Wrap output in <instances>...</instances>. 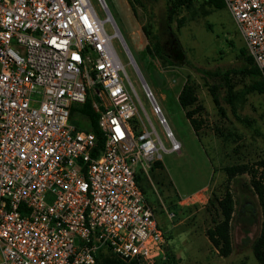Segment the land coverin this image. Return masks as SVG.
<instances>
[{
  "label": "built area",
  "instance_id": "1",
  "mask_svg": "<svg viewBox=\"0 0 264 264\" xmlns=\"http://www.w3.org/2000/svg\"><path fill=\"white\" fill-rule=\"evenodd\" d=\"M222 2L264 84V0ZM114 38V22L89 0H0V264H94L98 252L163 260L164 234L137 177L180 144L144 86L163 146ZM85 102L98 137L71 119Z\"/></svg>",
  "mask_w": 264,
  "mask_h": 264
},
{
  "label": "rangeland",
  "instance_id": "2",
  "mask_svg": "<svg viewBox=\"0 0 264 264\" xmlns=\"http://www.w3.org/2000/svg\"><path fill=\"white\" fill-rule=\"evenodd\" d=\"M89 2L99 20L109 15L114 22L135 68L118 38L112 46L163 146L169 144L150 112L141 80L180 144L179 152L161 153L151 172L138 175L165 238L160 264H260L253 246L262 216L252 182L264 178V86L248 73V54L228 11L214 10L206 0L175 9L168 0ZM102 27L107 35L114 31L110 23ZM142 27L159 37L173 65L153 57ZM184 83L196 98L191 107L195 132L176 99ZM225 192L232 213L229 254L222 257L205 231L221 219L216 200Z\"/></svg>",
  "mask_w": 264,
  "mask_h": 264
},
{
  "label": "trees",
  "instance_id": "3",
  "mask_svg": "<svg viewBox=\"0 0 264 264\" xmlns=\"http://www.w3.org/2000/svg\"><path fill=\"white\" fill-rule=\"evenodd\" d=\"M152 1V0H147ZM170 2L171 8L175 9L179 6H182L185 3H188L190 0H168ZM207 3L214 9H222L224 8L222 0H206ZM142 34L145 37L148 47L150 49L153 57L160 62L161 65L168 64L173 65V62L164 55L163 48L161 46L159 37L153 33L148 31L146 27L141 28ZM178 59L182 58V54L180 51ZM248 64L250 68L248 69V73L252 77H260L257 68L254 66L252 60L248 56L247 58ZM181 63V62H180ZM264 86V84H263ZM196 102V98L193 93V89L190 85L184 83L177 95V103L179 107L182 109L184 116L193 131L197 130L196 122L192 119V115L196 111L195 108L191 109L193 104ZM71 119L76 123L86 120L87 127L98 137L99 132L95 125V114L91 111L88 102H85L81 106H73L71 108ZM159 162H155L150 171H152L155 165H158ZM232 171V170H231ZM231 175H233L231 173ZM137 177V184H138ZM139 187V185H138ZM140 188V187H139ZM252 189L257 197L260 209H261V227L259 232V237L257 238L254 246H253V254L255 258L258 260L260 264H264V178H260V180L252 182ZM141 190V189H140ZM142 192V190H141ZM217 209L219 211L221 219L216 221L211 228H208L205 231V237L211 246L217 251L219 256L226 257L229 254V221L232 213V201L228 192L222 196V198L216 200ZM94 264H137L136 262H123L118 258L113 257L111 254L107 252H98L95 257Z\"/></svg>",
  "mask_w": 264,
  "mask_h": 264
},
{
  "label": "water",
  "instance_id": "4",
  "mask_svg": "<svg viewBox=\"0 0 264 264\" xmlns=\"http://www.w3.org/2000/svg\"><path fill=\"white\" fill-rule=\"evenodd\" d=\"M120 42L122 43V45H124V43H123V41H122V39H120ZM125 51H126V53H127V55H128V57H129V59H130V62L133 64V61H132V59H131V57H130V55H129V53H128V51L125 49ZM133 66H134V64H133ZM134 68H135V66H134ZM141 80V79H140ZM141 83H142V85H143V87L145 86L144 85V83H143V81L141 80Z\"/></svg>",
  "mask_w": 264,
  "mask_h": 264
},
{
  "label": "crops",
  "instance_id": "5",
  "mask_svg": "<svg viewBox=\"0 0 264 264\" xmlns=\"http://www.w3.org/2000/svg\"><path fill=\"white\" fill-rule=\"evenodd\" d=\"M177 95H178V93H177ZM177 95H176V99H177Z\"/></svg>",
  "mask_w": 264,
  "mask_h": 264
}]
</instances>
